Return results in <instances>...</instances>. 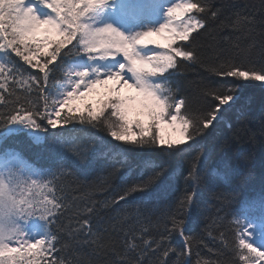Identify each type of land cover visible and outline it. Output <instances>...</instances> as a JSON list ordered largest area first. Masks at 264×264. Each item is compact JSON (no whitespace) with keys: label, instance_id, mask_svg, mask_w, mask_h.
Returning <instances> with one entry per match:
<instances>
[{"label":"snow or ice","instance_id":"6c2138e0","mask_svg":"<svg viewBox=\"0 0 264 264\" xmlns=\"http://www.w3.org/2000/svg\"><path fill=\"white\" fill-rule=\"evenodd\" d=\"M219 15L209 0H0V145L26 132L35 144L48 142L53 151L68 152L75 166L73 170L61 157L54 168L41 169L12 149L0 151V264H192L196 238L190 225L200 210L201 154L188 173L191 190L161 210L166 221L158 237H152L148 221L126 232L113 226L105 240L108 229L93 223L97 208L91 200L81 201L65 225L69 208L57 193L64 192L61 177L89 174L101 158L111 168L103 177L109 181L130 162V150L165 155L187 151L184 145L191 147L235 106L242 82L264 87V40L247 46L234 42L235 51L221 50L210 62L202 59L195 46L199 30L207 31ZM254 23V17L238 14L232 27L251 34ZM192 64L217 78L202 82L197 109L190 99L177 96L172 81ZM106 86L108 98L97 106H77ZM203 102L209 103L205 107ZM76 124L81 131L96 130L87 144L69 136L68 125L75 129ZM166 129L180 138H166ZM96 132H106L117 143L109 144ZM157 168L146 159L137 178L132 169L123 172L103 207L123 213L126 220L129 198L147 192L166 172ZM210 228L236 264H264V196L245 202L227 225L219 216L211 220L205 231L212 235ZM117 235L122 237L119 247ZM174 236L184 250L171 243ZM83 246L90 253L82 252ZM108 255L113 259H98Z\"/></svg>","mask_w":264,"mask_h":264},{"label":"trees","instance_id":"16d2710c","mask_svg":"<svg viewBox=\"0 0 264 264\" xmlns=\"http://www.w3.org/2000/svg\"><path fill=\"white\" fill-rule=\"evenodd\" d=\"M209 2L215 9L220 10V15L218 19L210 21L207 31L199 30L202 35L197 38L195 46L200 49L204 61L210 62L221 50L235 51L234 42L247 46L252 40L257 43L264 40L263 0H209ZM238 14L254 17L255 23L251 26V34L242 33L232 27V22ZM226 37H230L231 41L226 40ZM172 81L178 86L177 96L190 99L192 108L197 109L202 103L199 95L202 82H216L217 78L210 75L200 64H192L182 69L181 74L173 76ZM49 83L52 84L53 81L50 79ZM203 103L206 107L209 102ZM68 129L69 136H74L85 144L88 143L91 133L96 131L89 128L81 131L79 124L75 125V129L73 125H68ZM96 134L109 144L117 143L106 132H96ZM183 147L187 151L175 155H165L159 151L130 150V162L121 169L120 173L111 176L109 181L103 179L111 171L110 167L106 169L107 161L104 158L96 162L95 168L89 174L76 172L75 176L61 177L60 186L64 188V192L57 194L63 195L69 208L63 218L65 225L72 222L69 217L76 215L81 201L91 200L96 203L97 208V212L92 216L93 223L102 229H108L105 240L111 236L113 226L117 232H126L129 228L139 230L142 224L148 221H151L149 231L152 237H158L164 232L166 221L161 215V210L185 190H191L192 181L188 179V173L193 158L201 154V160L197 165L201 189L200 210L195 222L190 225V233L196 238V243L191 246L190 252L192 264H197L198 260L201 264L204 261H208L209 264L213 262L236 264V257L224 249L219 237L216 236V230L210 228L208 231H211L212 235H209L205 231V225L217 216L227 225L232 219V214L239 212L245 202L264 196V87L259 82H242L235 106L224 115L223 119L214 122L202 136L191 142V147L188 144ZM5 148L19 153L26 161L41 169L54 168L57 160L63 157L75 170L68 152L53 151V145L48 142L35 144L26 132H20L6 139L0 145V151ZM205 155L207 159H204ZM146 159L159 164L160 168L166 169V172L147 192L136 193L129 198V207L126 210L128 218L125 220L123 213L118 215L112 208L103 207L102 202L110 195L111 185L119 184V176L123 172L132 169V178H137L144 168ZM160 168L156 170L159 171ZM150 171L151 168L145 169L146 173ZM73 200L77 201L76 205H73ZM114 239L119 247L122 237L117 235ZM228 239H232L231 235ZM171 243L176 248L184 250V244L179 236H174ZM81 251L87 254L91 249L83 246ZM149 258L155 261L156 257ZM175 258L173 254L171 259ZM98 259L103 262L112 260L113 257L100 256Z\"/></svg>","mask_w":264,"mask_h":264},{"label":"rangeland","instance_id":"374dc122","mask_svg":"<svg viewBox=\"0 0 264 264\" xmlns=\"http://www.w3.org/2000/svg\"><path fill=\"white\" fill-rule=\"evenodd\" d=\"M264 1V0H263ZM152 39H156L154 37H152ZM157 40V39H156ZM130 90H125V93H129ZM88 98H92L91 102L94 104L93 106H97L98 101L102 100V99H107L108 98V88L107 87H103V89L101 88L100 92H96V93H92ZM80 109L81 107L78 106ZM166 127V126H165ZM165 136L166 138H172V139H179L180 136L178 133L173 132L171 129H166L165 131Z\"/></svg>","mask_w":264,"mask_h":264}]
</instances>
